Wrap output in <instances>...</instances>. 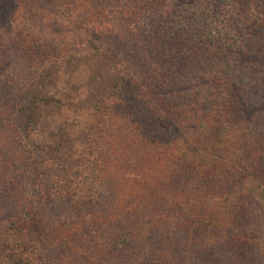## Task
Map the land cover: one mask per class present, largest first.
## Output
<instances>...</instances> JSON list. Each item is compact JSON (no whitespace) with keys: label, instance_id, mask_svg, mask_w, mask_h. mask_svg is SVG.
<instances>
[{"label":"trees","instance_id":"1","mask_svg":"<svg viewBox=\"0 0 264 264\" xmlns=\"http://www.w3.org/2000/svg\"><path fill=\"white\" fill-rule=\"evenodd\" d=\"M102 2L0 0V264H264V0Z\"/></svg>","mask_w":264,"mask_h":264},{"label":"rangeland","instance_id":"2","mask_svg":"<svg viewBox=\"0 0 264 264\" xmlns=\"http://www.w3.org/2000/svg\"><path fill=\"white\" fill-rule=\"evenodd\" d=\"M56 1V4H60L58 5L57 7L59 8V10L63 13H66L68 10H69V7L68 8H65L66 6L63 4V2L65 0H55ZM104 2L106 5H108L109 3H111L113 0H101V2ZM176 1L177 3H182V2H189L191 0H174ZM102 2V3H103ZM123 3V0H119V4H122ZM169 3V2H168ZM62 34V33H61ZM2 37L0 36V53L3 52L1 55H3L5 52H7V50L9 49V44L8 43H3L2 41ZM263 41V40H262ZM262 50L259 52L260 55L263 57L264 56V41L262 42ZM13 43V42H12ZM0 55V60L2 62L3 61V56ZM260 56V57H261ZM249 92V91H248ZM246 97V101L247 103L249 104L248 106H258L259 105V98L258 96L255 94V93H252V92H249L245 95ZM1 190V189H0ZM1 193V192H0ZM12 196V194H10V197ZM9 199L6 198L5 194H1L0 195V230L2 228H4V226H6L11 219L14 218V216L18 217L19 213H20V210L17 208H11L10 206H8V201Z\"/></svg>","mask_w":264,"mask_h":264}]
</instances>
